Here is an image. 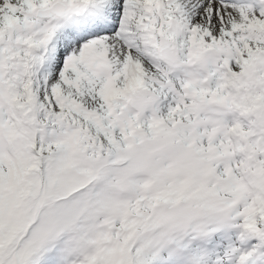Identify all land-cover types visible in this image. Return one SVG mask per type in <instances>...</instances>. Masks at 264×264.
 <instances>
[{"label":"snow or ice","instance_id":"snow-or-ice-1","mask_svg":"<svg viewBox=\"0 0 264 264\" xmlns=\"http://www.w3.org/2000/svg\"><path fill=\"white\" fill-rule=\"evenodd\" d=\"M0 264H264V0H0Z\"/></svg>","mask_w":264,"mask_h":264}]
</instances>
